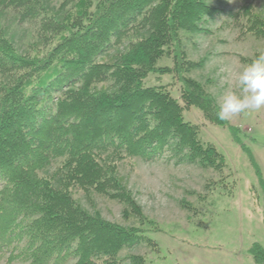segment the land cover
I'll use <instances>...</instances> for the list:
<instances>
[{
  "label": "trees",
  "instance_id": "trees-1",
  "mask_svg": "<svg viewBox=\"0 0 264 264\" xmlns=\"http://www.w3.org/2000/svg\"><path fill=\"white\" fill-rule=\"evenodd\" d=\"M0 0L34 41L15 47L0 25V257L5 264H120L121 253L151 245L140 207L118 163L165 157L220 171L224 156L200 138L183 110L226 127L264 180L238 128L217 118L216 98L190 73L185 40L206 34L218 15L239 35L264 39L258 0ZM1 24V23H0ZM253 58L240 57L244 64ZM170 75L148 86V75ZM123 204L121 225L86 210L75 193ZM152 224V221L148 222ZM156 230V228H154ZM250 254L264 264V248ZM132 264L142 256L128 255ZM125 257V259H126Z\"/></svg>",
  "mask_w": 264,
  "mask_h": 264
},
{
  "label": "rangeland",
  "instance_id": "rangeland-1",
  "mask_svg": "<svg viewBox=\"0 0 264 264\" xmlns=\"http://www.w3.org/2000/svg\"><path fill=\"white\" fill-rule=\"evenodd\" d=\"M257 3L264 14V0ZM235 5L234 0H225L221 7ZM0 23L21 52L34 41L30 28L18 23L12 13L0 14ZM207 30L184 44L190 59L202 61L190 75L220 105L225 94L239 91L236 78L246 66L240 57L253 58L264 51V39L239 35L223 15L208 23ZM158 81L174 97L179 96V84L170 75L158 78L150 73L145 84L158 85ZM183 118L197 124L202 141L221 152L224 167L220 171L202 169L165 157L152 161L129 158L118 163V175L140 207L145 218L142 226L153 239L151 245L125 249L120 264H132L128 255L142 256L144 264H257L249 248L253 243L264 248V187L258 183L247 153L226 127L205 120L197 108L184 109ZM227 122L238 128L241 143L249 148L264 180V109L238 114ZM75 195L86 210L105 220L126 226L140 224L141 220L123 216L122 203L97 194L76 191ZM5 261L0 257V264Z\"/></svg>",
  "mask_w": 264,
  "mask_h": 264
},
{
  "label": "clouds",
  "instance_id": "clouds-1",
  "mask_svg": "<svg viewBox=\"0 0 264 264\" xmlns=\"http://www.w3.org/2000/svg\"><path fill=\"white\" fill-rule=\"evenodd\" d=\"M236 79L239 91L224 95L216 113L219 120L227 121L238 114L264 109V51L244 66Z\"/></svg>",
  "mask_w": 264,
  "mask_h": 264
}]
</instances>
